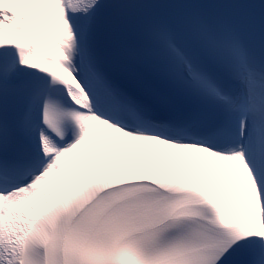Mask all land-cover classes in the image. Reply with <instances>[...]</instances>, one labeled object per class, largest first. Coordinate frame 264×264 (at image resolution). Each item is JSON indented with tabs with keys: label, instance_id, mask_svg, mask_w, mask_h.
Returning a JSON list of instances; mask_svg holds the SVG:
<instances>
[{
	"label": "snow or ice",
	"instance_id": "obj_1",
	"mask_svg": "<svg viewBox=\"0 0 264 264\" xmlns=\"http://www.w3.org/2000/svg\"><path fill=\"white\" fill-rule=\"evenodd\" d=\"M0 264H264V0H0Z\"/></svg>",
	"mask_w": 264,
	"mask_h": 264
}]
</instances>
